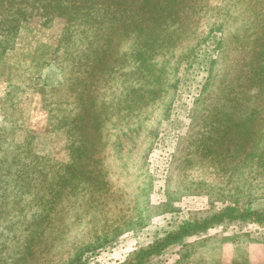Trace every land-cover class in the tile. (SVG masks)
<instances>
[{
	"label": "rangeland",
	"instance_id": "rangeland-1",
	"mask_svg": "<svg viewBox=\"0 0 264 264\" xmlns=\"http://www.w3.org/2000/svg\"><path fill=\"white\" fill-rule=\"evenodd\" d=\"M67 1L0 0V264H264V0Z\"/></svg>",
	"mask_w": 264,
	"mask_h": 264
},
{
	"label": "trees",
	"instance_id": "trees-1",
	"mask_svg": "<svg viewBox=\"0 0 264 264\" xmlns=\"http://www.w3.org/2000/svg\"><path fill=\"white\" fill-rule=\"evenodd\" d=\"M132 2L133 1L125 0V4H126V7H125V34H127L128 37H130V38L134 37L133 29H139L142 25H145L138 20V17L137 18L132 17L134 12L138 8V7L137 8L136 7L135 8L130 7L129 5H131ZM65 3H66V6L63 7L64 9H62V10L64 11V13L66 15L65 17L68 18L69 24L73 20L72 19L73 16H75L77 18L79 16V13L92 11V7H88L92 3L89 0L88 1L86 0L85 2H80V0H70V1H67ZM183 4L184 3H181L179 6H183V8H181L182 13L184 15H187L184 12L186 9V5L184 7ZM149 5L150 4H148V6ZM179 6H175V8H178ZM187 7H189V6H187ZM144 11H146V10H144ZM84 16L89 17L90 22H94V21L96 22L94 14H88V16L84 14L83 17ZM76 23H78V22H76ZM154 23H155L154 21L151 22V24H153V25H154ZM179 27L180 28L182 27V22L179 23ZM156 37L153 36L152 41H158V39H156ZM135 41L136 42L133 45L135 48L136 47L144 48L145 44H146V48H149V45H151V43L147 44V43L151 42L150 39L143 41L141 38H135ZM153 44H155V42H153ZM182 59H186V57H182ZM180 60H181V57H180ZM217 221H219L217 216H215L214 214H210V213L206 214L203 217H197L196 216L192 220H189L187 223H184L177 230L168 231L166 236H163L161 239L153 242L149 248V252H150V254H157V253L161 254V252L164 249H166L168 246H170L172 244H180L182 248L193 246L195 244V242H192V243L187 242V240H185V238L189 237L192 234L196 235V233L206 231L209 227V224H211L212 222L213 223L217 222ZM145 249H147V248H145ZM153 249H155V250H153ZM144 262H145V260H144Z\"/></svg>",
	"mask_w": 264,
	"mask_h": 264
}]
</instances>
